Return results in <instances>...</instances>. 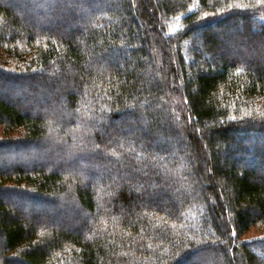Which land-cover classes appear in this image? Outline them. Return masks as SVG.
<instances>
[{
    "label": "trees",
    "instance_id": "16d2710c",
    "mask_svg": "<svg viewBox=\"0 0 264 264\" xmlns=\"http://www.w3.org/2000/svg\"><path fill=\"white\" fill-rule=\"evenodd\" d=\"M23 1L0 0V92L30 95L0 96V264H264V0Z\"/></svg>",
    "mask_w": 264,
    "mask_h": 264
},
{
    "label": "rangeland",
    "instance_id": "374dc122",
    "mask_svg": "<svg viewBox=\"0 0 264 264\" xmlns=\"http://www.w3.org/2000/svg\"><path fill=\"white\" fill-rule=\"evenodd\" d=\"M24 1H23V4H24L23 6H24V10H25L24 12H26V14H27L29 12V4L30 3L26 0H24ZM106 2L107 1L99 0L96 2V5H99V6L107 5ZM12 5L14 7V5H16V4H12ZM66 5L70 6L71 8L77 7V5H75V3H72V2L68 3ZM89 6L93 8V3L89 2ZM59 7H60V5L56 4L53 8L50 9L49 12L55 13V11L59 9ZM23 19H24V22H27V23H30L32 21L31 19H29V17H23ZM67 31H68V32H66L67 35L74 34L73 29L67 30ZM197 44H199V43H197ZM46 73H49V72H46ZM40 74L44 75L45 72H42ZM23 93L24 92H19V91L15 90V88L6 87V89H4L2 92H0V96H2V97L3 96H5V97H16V98H21V99H26L27 97L30 96V95H28L29 92H27V93L25 92L24 94ZM22 155L23 154H21V152L14 153L12 156H10V158L11 159H12V157L15 159L18 158L17 161L22 162L21 158H20V156H22ZM0 158L4 160L5 158H9V157H7V155H5V154L2 155L0 153ZM137 192H138V190H136V192H135L136 195L138 194ZM147 192H148L147 197L149 199H152L157 204L165 206V205H174V203H175V201L172 200V198L169 196V192H167L165 189H162L161 191L155 190V191H147ZM0 196L6 197V195H4V194H0ZM39 209L42 210V205L39 206ZM76 224L83 225V220L77 222ZM263 236H264V225L252 228L248 233L245 234L244 238L250 239V238H254V237L257 238V237H263Z\"/></svg>",
    "mask_w": 264,
    "mask_h": 264
}]
</instances>
